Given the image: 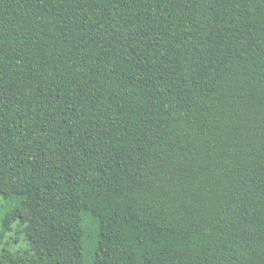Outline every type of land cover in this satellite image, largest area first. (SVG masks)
I'll list each match as a JSON object with an SVG mask.
<instances>
[{
	"label": "trees",
	"instance_id": "obj_1",
	"mask_svg": "<svg viewBox=\"0 0 264 264\" xmlns=\"http://www.w3.org/2000/svg\"><path fill=\"white\" fill-rule=\"evenodd\" d=\"M0 195V264H264V0H0Z\"/></svg>",
	"mask_w": 264,
	"mask_h": 264
},
{
	"label": "rangeland",
	"instance_id": "obj_2",
	"mask_svg": "<svg viewBox=\"0 0 264 264\" xmlns=\"http://www.w3.org/2000/svg\"><path fill=\"white\" fill-rule=\"evenodd\" d=\"M6 211V201L3 196L0 195V224H1V219L3 217V214ZM16 237V233L12 232L7 237L5 238L3 248L9 250L10 252H15L20 249H24L26 247V243L24 241L23 236H17L18 237V243L12 244L10 242L11 238Z\"/></svg>",
	"mask_w": 264,
	"mask_h": 264
}]
</instances>
